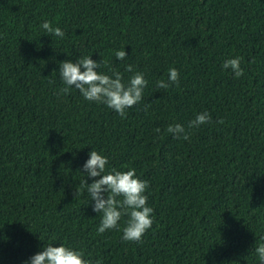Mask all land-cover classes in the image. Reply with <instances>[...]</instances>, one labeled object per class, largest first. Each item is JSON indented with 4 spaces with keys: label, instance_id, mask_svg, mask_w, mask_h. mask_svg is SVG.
<instances>
[{
    "label": "trees",
    "instance_id": "16d2710c",
    "mask_svg": "<svg viewBox=\"0 0 264 264\" xmlns=\"http://www.w3.org/2000/svg\"><path fill=\"white\" fill-rule=\"evenodd\" d=\"M86 56L125 85L144 74L142 101L124 118L74 87L61 93L59 62ZM237 56L244 75L234 78L222 65ZM170 68L179 84L157 88ZM204 111L211 123L189 129ZM91 150L108 158L106 171L134 168L149 182L152 225L140 242L121 239L127 215L121 231L97 234L102 213L86 187L74 196L92 183ZM259 243L264 0H0V264L61 244L93 264H259Z\"/></svg>",
    "mask_w": 264,
    "mask_h": 264
},
{
    "label": "clouds",
    "instance_id": "9594fccd",
    "mask_svg": "<svg viewBox=\"0 0 264 264\" xmlns=\"http://www.w3.org/2000/svg\"><path fill=\"white\" fill-rule=\"evenodd\" d=\"M41 27L47 33L60 38L64 37V32L59 27H53L47 20ZM115 57L117 60H124L127 53L123 49L118 50L115 52ZM102 63L103 61L97 62L88 56L77 59L75 63L71 60L59 62V78L65 85L60 91L67 94L74 87L85 100L102 103L124 118L127 109L142 101L143 90L148 81L143 73L135 72L129 83L125 85L120 72L114 71L111 76L99 73L97 69L102 66ZM240 65L241 57L237 56L226 59L222 68L230 69L234 73V78H239L244 75ZM125 71L132 72L133 66L127 65ZM172 84H179V72L175 68L168 70L167 82L163 79L156 81V87L161 89H167ZM211 120V115L207 111L198 113L193 120L189 121L188 128H199L203 124L211 123ZM156 131L159 132V129ZM167 132L177 139H190V134L181 124H170ZM88 156L83 170L89 178H92V183H86L84 180L80 189H75L74 196L82 194L86 187L92 201V210L102 213L97 234L111 229L121 231L118 222L122 215H127L128 220L122 229L121 239L140 242L143 234L152 225L153 209L147 205L148 197L145 195L149 182L140 179L134 168L127 171H117L114 168L106 171L108 158L96 150H91ZM97 177L99 178L96 179ZM120 197L122 199H118ZM255 254L259 264H264V243H259L255 247ZM24 264H93V261L84 259L82 251L61 244L58 247L52 245L43 247ZM95 264H102V261L97 260Z\"/></svg>",
    "mask_w": 264,
    "mask_h": 264
}]
</instances>
